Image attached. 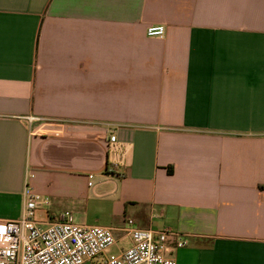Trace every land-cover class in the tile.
<instances>
[{
    "label": "crops",
    "instance_id": "obj_1",
    "mask_svg": "<svg viewBox=\"0 0 264 264\" xmlns=\"http://www.w3.org/2000/svg\"><path fill=\"white\" fill-rule=\"evenodd\" d=\"M28 173L116 255L133 220L177 264H264V0H0V220Z\"/></svg>",
    "mask_w": 264,
    "mask_h": 264
},
{
    "label": "built area",
    "instance_id": "obj_2",
    "mask_svg": "<svg viewBox=\"0 0 264 264\" xmlns=\"http://www.w3.org/2000/svg\"><path fill=\"white\" fill-rule=\"evenodd\" d=\"M147 34L163 37L165 26L151 25ZM109 140L115 141L116 135L111 134ZM95 175L87 174L90 186L94 185ZM33 176V173L27 175L21 216L0 220V264H177L175 257L165 254L167 232L137 227L133 220H128L130 246L121 249L118 255L107 257L106 252L118 245L112 228L78 223L69 212L48 222L37 219L36 210L50 200L28 184ZM186 242L180 240L177 247ZM99 256H103L100 261L96 260Z\"/></svg>",
    "mask_w": 264,
    "mask_h": 264
},
{
    "label": "rangeland",
    "instance_id": "obj_3",
    "mask_svg": "<svg viewBox=\"0 0 264 264\" xmlns=\"http://www.w3.org/2000/svg\"><path fill=\"white\" fill-rule=\"evenodd\" d=\"M46 214H47V212L45 211V209H37L36 210V218L39 220L44 221V220L48 219V216ZM121 244H122V241L118 243V245H121ZM118 245L111 247L110 250L107 251L105 255L107 257L115 256L117 253ZM102 257L103 256H99L96 258V260L100 261Z\"/></svg>",
    "mask_w": 264,
    "mask_h": 264
}]
</instances>
